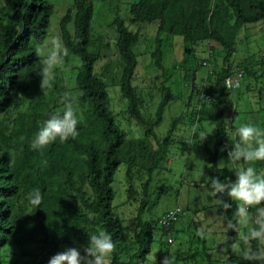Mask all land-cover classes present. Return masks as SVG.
Wrapping results in <instances>:
<instances>
[{"label": "trees", "instance_id": "1", "mask_svg": "<svg viewBox=\"0 0 264 264\" xmlns=\"http://www.w3.org/2000/svg\"><path fill=\"white\" fill-rule=\"evenodd\" d=\"M0 1V264H48L52 255L65 250L63 246L76 247L83 240L89 242V236L99 230H107L116 244V251L109 257L108 264L143 263L150 252L152 231L158 220L144 219L150 200L143 198L135 215L133 231L125 232L112 205L114 190L111 183L122 163L126 165L127 181L131 182L135 166L138 173L145 170L148 175L143 182L145 193L153 171L164 159L172 139L168 135L159 139L154 127L161 121L171 95L170 86L165 84L169 75L163 73L162 98L155 115L146 118L141 99L143 89L132 81L138 64L134 47L139 41V31L129 29L125 20L116 14L110 23L115 27L121 73L117 75V81L113 78L112 81L119 85L122 97L127 100L125 111L144 127L145 136L128 139L111 110L107 92L109 84L105 79L110 72H95V63L105 57L107 45L102 44L99 32L92 31V1L72 0L60 18V39L68 50L65 58L75 56L78 63L71 66L64 61L55 67L53 86L43 91L41 77L37 74L41 59L36 56L35 49L48 34L47 25L54 6L48 0ZM3 5L8 11H4ZM261 20H264V0H136L129 6L131 23H138V26L156 23L155 43L150 55L157 67H163L162 47L167 37L171 39V46L175 35L187 43L184 44V54L193 60L196 58L191 46L199 41H216L224 52L222 68L214 76L211 74L215 89L210 93L207 91L213 95L210 101L215 111L211 117L215 125V144L211 149L204 141L198 142L207 152L206 187L210 191L211 177L218 176L222 181L235 179L226 152L228 165L218 164L219 148L226 145L229 129L224 112L228 91L224 79L233 72L229 58L240 29ZM196 65H192L188 79L192 94L199 93L201 88L194 82L199 67ZM108 67L109 64L105 66ZM246 73L251 75L255 71L248 68ZM71 81L73 85H70ZM65 92H71L75 97L79 134L64 143L57 139L43 150H32L30 142L43 121L52 113L63 112L60 97ZM148 137L157 141L156 148L149 144ZM237 140H230V144ZM241 162L243 167L247 166ZM254 167L257 172L264 173V161L254 162ZM33 189H39L43 196L37 208L29 203V193ZM134 192L130 183L129 196ZM215 198L214 207L226 223L239 202L223 195L221 198L232 204V208L225 211L219 198ZM257 207H250L249 212L256 213ZM180 217L169 229L159 226L161 234L178 231ZM236 234L234 230L227 232L228 243L236 238ZM252 245L255 248L256 242L253 241ZM26 248L38 249L41 257L39 254L30 262L22 260L25 252L18 255L17 250ZM202 251L205 261L197 264H238L230 248L222 263L213 261L205 246ZM239 264L253 262L242 260Z\"/></svg>", "mask_w": 264, "mask_h": 264}, {"label": "rangeland", "instance_id": "2", "mask_svg": "<svg viewBox=\"0 0 264 264\" xmlns=\"http://www.w3.org/2000/svg\"><path fill=\"white\" fill-rule=\"evenodd\" d=\"M48 1L54 6V13L47 25L48 34L45 40L51 41L54 37L60 38L59 20L67 7L72 4V0ZM90 1L94 6L92 31L93 33L99 32L102 44L107 45L104 52L105 57L95 63V72L98 74L110 72L111 74L105 75L109 84L107 92L111 110L115 115L116 123L126 132L128 139L145 136L144 127L138 124L134 118L129 117L125 111L127 100L122 97L119 85H115L113 82L118 80L117 75L121 73L120 57L115 43V27L110 23L116 14L125 20L129 29L139 31V41L134 47L138 64L134 70L132 81L133 84L138 85V88L143 89L141 90V99L144 103L146 118L155 115L158 103L162 98L160 87L164 81L163 73L169 75L165 84L168 83L170 86L171 95L162 112L161 121L154 127V132L159 139L168 135L172 140L159 168L154 170L151 175V180L145 190L146 195L143 191V182L146 181L148 175L145 170L138 173L135 166L132 168L134 175L131 182L127 181L126 165L122 163L117 168L111 183L114 190L112 205L122 220L125 232L133 231L135 215L143 198L150 200L143 214L144 219L158 220L165 211L176 206L182 210L178 223L179 230H170L172 238L169 236L170 234H161L157 221V226L152 231L153 239L150 252L147 259L139 264H161L167 255L174 256L177 264L202 263L205 261L202 259L205 255L202 251L203 246L206 247L213 261L224 262L228 256L224 245V241L228 238L225 231L226 223L214 207L216 198L209 194L211 191L206 187L208 164L205 157L207 152L198 145V142L204 141L209 148L213 149L215 144V125L211 118L215 111L212 102L202 99L200 93L202 91L204 95L205 92L210 93L215 89L211 74L214 76L223 66L224 52L221 46L213 40L199 41L191 46L193 57L196 58L193 60L191 56L187 54L188 57L184 54V44L187 43L181 36H173L171 46V39L167 37L166 43L162 47L164 50L163 67H157L153 64L150 55L155 43L156 23H141L138 26V23L129 21L130 3L136 0ZM2 8L5 12L8 11L5 5ZM94 40L97 43V39L94 38ZM38 45L40 44H37L36 47ZM204 60L207 65L202 64ZM64 61L71 66L78 63L77 57L71 55L67 59L64 58L63 63H65ZM229 61L232 69L240 66L243 75L238 84L227 91L224 112L229 129L226 139L227 146L223 145L225 150L221 151L222 147H220L218 152L220 166L228 165L225 152L228 154L232 148L230 140L238 138L236 129L240 125L252 122L264 130V20L246 24L240 29ZM108 64L109 67L106 69L105 66ZM196 64H199V67L194 82L197 86L201 85V88L199 93L192 94L191 81L188 79L192 65L197 66ZM248 68H252L255 73L248 75L246 73ZM69 75L72 76L70 70ZM69 83L73 85L72 81ZM211 97L213 100V95ZM174 120H176L175 124L172 125ZM205 135L206 137L203 139ZM148 141L153 148L157 147V141L152 137H148ZM239 166L243 167L241 161ZM247 166L254 167V162ZM257 173L261 174L262 171ZM130 183L135 190L131 197L128 194ZM255 215L256 213L249 212V224L241 227V233H247L251 229ZM201 225L212 229L205 238L197 235V229ZM169 238L171 239L169 240ZM87 245V240H83L81 245L76 248L80 249L83 255V248ZM66 248L63 246V249ZM36 252L38 253L36 254ZM21 253H24L23 259H21L27 262L40 254L38 249L27 250V248L17 250L18 255ZM235 256L239 264L243 259L236 254Z\"/></svg>", "mask_w": 264, "mask_h": 264}, {"label": "clouds", "instance_id": "3", "mask_svg": "<svg viewBox=\"0 0 264 264\" xmlns=\"http://www.w3.org/2000/svg\"><path fill=\"white\" fill-rule=\"evenodd\" d=\"M35 54L41 59V67L37 73L41 77L40 88L42 91L50 89L55 79L54 68L63 63L68 50L60 38L54 37L51 41L45 40L38 45ZM202 64L207 65L206 60L202 61ZM232 70V74L226 77L236 76L237 72H240L241 75L233 83L231 78L226 79L225 77L224 83L228 89L238 84L242 77L240 68L236 67ZM200 97H203L202 99L205 101L212 99L209 93L205 92L203 95L202 91ZM60 101L64 105L63 112L52 113L48 119L43 121L30 142L32 150H43L57 139L64 143L69 138L74 139L79 134L77 130L79 119L74 108L75 97L72 96L71 92H65L60 97ZM236 135L239 139L232 143V148L228 151V161L233 166L231 170L234 171L235 180L222 181L218 176L211 177L210 187L212 191L209 194L219 198V203L225 211L232 208V204L222 199L223 195H227L231 201L239 202L232 213V218L227 219L225 225V231L234 230L237 237L232 239L231 243H228L229 238L224 241L225 251L230 248L244 261L264 264V173L258 174L252 166H239L240 161H244L245 164L264 161V130L252 122H248L236 129ZM205 137L206 135L203 139ZM224 150L222 147L221 151ZM28 198L29 203L36 208L40 206L43 200L39 189H33ZM253 206H258L254 219L255 226L247 233H241V227L249 224V208ZM179 211H181L180 208L175 209L169 214L170 217H174L175 212ZM211 231V228L201 225L197 229V235L205 238ZM253 241L256 242L255 248L252 245ZM115 251L116 244L111 234L107 230H99L97 234L89 236L88 245L83 248V255L80 249L69 247L52 255L48 264H108V257ZM161 264H177V260L174 256L167 255Z\"/></svg>", "mask_w": 264, "mask_h": 264}, {"label": "built area", "instance_id": "4", "mask_svg": "<svg viewBox=\"0 0 264 264\" xmlns=\"http://www.w3.org/2000/svg\"><path fill=\"white\" fill-rule=\"evenodd\" d=\"M240 75H241V73H240V72H237V73H236V76L226 77V79L231 78V81H232V83H233L235 80L238 79V77H239ZM226 79H225V80H226ZM206 98H208V96H206ZM177 208H180V207L176 206L175 208L170 209V210H167L166 212H164V213L161 215V217H160L159 220H158V223H159V226H160V227L162 226V227H164V228L169 229L170 225L178 220L179 216H180L181 213H182V210L179 211V212H175V216H174V217H170V215H169L171 212H174L175 209H177ZM180 209H181V208H180ZM167 234H170L169 236L171 237V232H170V230L167 232ZM171 238H172V237H171ZM171 238H169V240H170Z\"/></svg>", "mask_w": 264, "mask_h": 264}]
</instances>
